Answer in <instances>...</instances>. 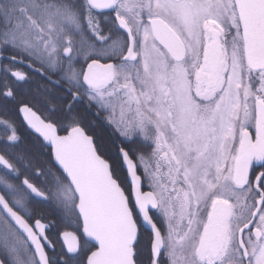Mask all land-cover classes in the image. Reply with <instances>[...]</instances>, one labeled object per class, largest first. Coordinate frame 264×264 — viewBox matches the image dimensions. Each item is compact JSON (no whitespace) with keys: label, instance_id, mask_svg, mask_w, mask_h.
Listing matches in <instances>:
<instances>
[{"label":"snow or ice","instance_id":"1","mask_svg":"<svg viewBox=\"0 0 264 264\" xmlns=\"http://www.w3.org/2000/svg\"><path fill=\"white\" fill-rule=\"evenodd\" d=\"M5 60V101L18 63L45 81L56 118L19 112L59 167L21 181L32 161L0 118V264H264V0H0ZM41 203L75 230L52 239Z\"/></svg>","mask_w":264,"mask_h":264},{"label":"flooded vegetation","instance_id":"2","mask_svg":"<svg viewBox=\"0 0 264 264\" xmlns=\"http://www.w3.org/2000/svg\"><path fill=\"white\" fill-rule=\"evenodd\" d=\"M106 12L97 13L100 26L102 28H107L110 26V14L106 13L108 20L104 19V14ZM126 35V34H125ZM7 64V61L0 62V79H2L3 72L2 67ZM13 70H20L25 73H29V79L26 83H21L16 89V98L15 100H7L5 101L2 97H0V118L13 120L18 127V134L20 136L19 145L15 148L9 149L8 151L12 152L16 156H24L25 160L21 165L22 172L24 171L25 166H27V162L29 160L32 161V165L27 168V171L24 175H21L20 180L22 181L25 178V175L37 185H41L45 177L40 176L37 178L33 175V169L36 168L37 164L43 167L44 171L47 172L51 169L52 172L57 171V167L52 162L49 163L50 160V152L47 149L42 150L40 147V143L37 140V135L31 132L27 126L24 124V121L19 112V106H22V103H26L32 107L33 111L36 112L37 116L41 119L45 120V122H51L56 117L52 116V114L48 111V106L45 103L44 94L46 90L45 81H43L40 76L36 75L31 68L28 67L27 60L24 63H18ZM10 75V73H9ZM15 79V78H12ZM107 125V124H106ZM109 127V125H107ZM112 127L106 128L105 123L100 120L97 122L95 127L94 135L98 138V140H108L110 141L111 147L113 145H119L121 137L118 133H115ZM63 134V133H61ZM138 145L136 148H140ZM147 152L150 151L148 148H144ZM142 150V149H141ZM4 153V149L2 145H0V154ZM124 177L126 176L125 170ZM138 175L141 176L140 168H138ZM50 179V177H49ZM142 180V192H148L151 189L149 188L144 178L141 176ZM125 191L126 194L132 197V189L130 184L125 182ZM35 212L37 215H43L45 217V222L51 221L52 227L49 229V236L52 239H56L58 234H61L63 231H74L75 228L70 223H65L64 218L60 210L52 204L41 203L38 204L35 208ZM162 217H157V220H161ZM160 227H164L163 224L159 225ZM58 227V228H56ZM141 242L143 245H147L149 230L147 228H141ZM79 234V233H78ZM62 242V241H61ZM57 251H59V247H57ZM49 255H52V249H48ZM146 258V253H145Z\"/></svg>","mask_w":264,"mask_h":264},{"label":"trees","instance_id":"3","mask_svg":"<svg viewBox=\"0 0 264 264\" xmlns=\"http://www.w3.org/2000/svg\"><path fill=\"white\" fill-rule=\"evenodd\" d=\"M107 15H106V13L104 14V19L105 20H108L107 18ZM108 18H109V16H108ZM105 127L106 128H109V127H107V125L105 124ZM110 131H112L111 129H110ZM98 142H101V143H103V145L106 147V148H109V149H111L112 147H111V144H110V141H108V140H98ZM121 180L123 181L124 180V172L122 171V173H121ZM123 186L125 187V184H123ZM56 228H58V227H56Z\"/></svg>","mask_w":264,"mask_h":264},{"label":"water","instance_id":"4","mask_svg":"<svg viewBox=\"0 0 264 264\" xmlns=\"http://www.w3.org/2000/svg\"><path fill=\"white\" fill-rule=\"evenodd\" d=\"M21 114V117H22V119H23V121H24V124L27 126V128L31 131V132H33L34 134H36L37 136L39 135L38 133H35V131L33 130V129H31L30 128V126L27 124V121L26 120H24V118H23V113H20ZM42 139V138H41ZM53 163H54V161H53ZM54 165H55V163H54ZM57 168L59 167L58 165H55ZM125 172H126V169H125ZM126 175H127V173H126ZM141 189H142V180H141ZM134 195V193L132 192V196ZM145 228H147L146 226H145Z\"/></svg>","mask_w":264,"mask_h":264},{"label":"rangeland","instance_id":"5","mask_svg":"<svg viewBox=\"0 0 264 264\" xmlns=\"http://www.w3.org/2000/svg\"><path fill=\"white\" fill-rule=\"evenodd\" d=\"M110 127V126H109ZM113 130V129H112ZM138 145H136V147H137ZM139 147H141V146H139ZM142 151H145V152H147L144 148H142ZM140 173H141V176L144 178V181H146V183L148 184V181H147V179L145 178V176H144V171H143V168L142 167H140Z\"/></svg>","mask_w":264,"mask_h":264}]
</instances>
